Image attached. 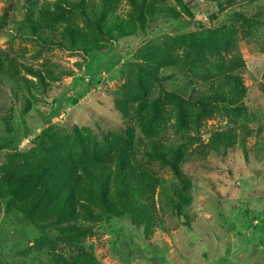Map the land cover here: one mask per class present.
Returning <instances> with one entry per match:
<instances>
[{
    "label": "trees",
    "instance_id": "obj_1",
    "mask_svg": "<svg viewBox=\"0 0 264 264\" xmlns=\"http://www.w3.org/2000/svg\"><path fill=\"white\" fill-rule=\"evenodd\" d=\"M25 1L24 19L15 26L6 10L0 29L29 38L41 50L55 47L87 58L110 53L114 43L145 34L158 22L196 27L147 43L124 63L134 71L131 84L119 91L116 110L124 120L119 131L92 137L76 125L68 132L49 126L29 148L20 149L24 133L6 117L14 140L0 165V200L6 211L23 216L41 233L36 243L48 244L47 264H100L82 247L85 221L127 218L137 228L145 227L150 239L158 218L157 196L190 226L193 182L188 168H205L217 160L231 176L241 175V165L228 163L235 165L239 150L250 162L248 140L263 130L248 119L249 88L242 74L247 63L239 46L240 36L255 34L259 22L237 11L231 16L235 23L207 27L195 21L198 3L193 1L214 4L224 13L244 0ZM124 3L128 8L121 12ZM57 73L74 75L59 65L35 68L0 51V89L11 93L10 110L17 108L24 118L38 95L51 90L49 81ZM258 88L264 96V83ZM217 114L232 125L201 138L205 121ZM0 148L9 149L8 144ZM156 163L173 174L167 186L152 169ZM48 232H56V238H48ZM61 244L76 252L63 254Z\"/></svg>",
    "mask_w": 264,
    "mask_h": 264
},
{
    "label": "rangeland",
    "instance_id": "obj_2",
    "mask_svg": "<svg viewBox=\"0 0 264 264\" xmlns=\"http://www.w3.org/2000/svg\"><path fill=\"white\" fill-rule=\"evenodd\" d=\"M193 3H198L195 21H203L207 27L235 23L231 16L237 11L259 22L255 34L246 39L240 36L239 46L247 63L242 74L249 88L248 119L263 130L248 140L250 162L239 150L235 165L228 163L241 165L245 170L241 175L233 172L231 176L217 160L205 168H188L193 182L190 226L185 225L184 218L172 215L158 196V218L150 239L145 227L137 228L127 218L85 221L82 247L94 253L100 264H264V166H259V161L264 160V96L258 88L264 83V0H244L224 13L208 2ZM26 7L25 0H0V16L10 10L9 20L16 26L26 16ZM127 8L124 3L120 11ZM194 27L158 22L145 34L114 43L110 53L89 58L55 47L41 50L29 38L15 35L9 28L0 29V51L35 68L59 65L74 72L72 77L57 73L49 81L51 90L46 96L38 95L26 118L17 108L10 110L11 93L0 89V147H9L0 148V165L14 145L6 117L12 118L10 125L14 130L24 133L20 149L29 148L31 141L49 126L68 132L69 127L76 125L84 135L92 137L119 131L124 120L116 103L122 98L120 88L122 91L124 84H131L134 71L124 63L147 43H161L166 35ZM168 86L172 87L170 83ZM231 125L223 114H217L205 121L200 136L207 140L215 131ZM168 135L174 138L171 131ZM152 169L167 182L166 186L173 179L171 170L160 163L153 164ZM47 235L54 239L57 233ZM41 239L32 224L16 212L8 213L6 202L0 200V264H47L51 250L48 244L37 245ZM61 250L67 256L76 252L66 244H61Z\"/></svg>",
    "mask_w": 264,
    "mask_h": 264
}]
</instances>
